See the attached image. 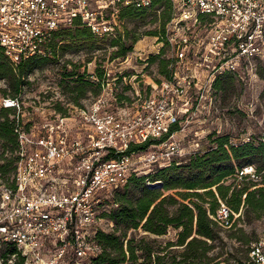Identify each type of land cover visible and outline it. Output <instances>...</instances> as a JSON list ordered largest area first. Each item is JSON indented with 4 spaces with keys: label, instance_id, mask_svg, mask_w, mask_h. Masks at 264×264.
Wrapping results in <instances>:
<instances>
[{
    "label": "built area",
    "instance_id": "built-area-1",
    "mask_svg": "<svg viewBox=\"0 0 264 264\" xmlns=\"http://www.w3.org/2000/svg\"><path fill=\"white\" fill-rule=\"evenodd\" d=\"M152 1L0 0V47L13 66L49 57L54 32L78 22L95 37H108L123 24V10H149ZM168 1L156 50L138 55V64L115 59L126 64L116 73L98 65L100 77L97 69L89 74L101 90L93 100L50 106L33 123L23 120L20 95L2 99V107L16 110L10 119L17 138L12 185L0 186V248L15 249L3 263H92L101 252L95 236L105 222L104 202L114 206L131 176L199 154L186 132L205 110L210 85L264 53V0ZM150 62L157 76L145 74ZM244 176L257 180L251 166L238 172ZM239 215L220 203L212 219L226 230ZM244 264H264V236L250 243Z\"/></svg>",
    "mask_w": 264,
    "mask_h": 264
},
{
    "label": "rangeland",
    "instance_id": "rangeland-1",
    "mask_svg": "<svg viewBox=\"0 0 264 264\" xmlns=\"http://www.w3.org/2000/svg\"><path fill=\"white\" fill-rule=\"evenodd\" d=\"M122 21L123 24H119L115 33L108 37H94L86 27L69 29L73 35L75 30L80 29L87 36L68 38L66 43L68 47L59 54L57 61L32 69L22 80L20 100L24 122L30 119L33 123H40L46 118L45 109H50V106L72 105L71 100L76 93L84 97L83 103L93 100L101 90L98 92L96 86L86 80L88 75L98 68V65L107 64L108 69L116 73L118 70L126 69V64H118L124 57L128 56L131 65L138 64V55L145 58L149 52L153 53L156 50L153 38L160 34L162 22L158 11L143 16H124ZM113 41L116 42L115 45H112ZM120 45H123L127 51L123 56H116L115 53L120 50ZM249 61L250 63L243 62L244 65L236 68L235 71L223 74L216 80L217 82L210 85V91L205 93L207 96V99L203 101L205 110H201L202 113L196 115L194 123L186 132L187 140L193 139L192 143L198 144L197 149L200 156L207 150H216L219 139L227 140L226 149L246 143L255 147L264 144V53L253 59L250 58ZM154 62L152 64L150 62L146 68L145 74L148 76L158 75V68ZM140 69L138 65L136 70L140 71ZM82 74L83 78L80 77ZM10 91L7 81L0 79V107H2V99L11 98L9 97ZM188 141L184 142L185 146ZM1 153L8 160L15 155V152L11 154L7 150L4 151L0 144ZM194 160L195 158H192L191 161ZM191 161H188V158L185 159L183 166L189 165ZM4 163L5 161L0 160V165ZM230 164L233 165L235 171L238 167V160L232 159ZM219 165L223 166L225 163L222 162ZM258 165L260 163H256V166ZM12 166L11 164L7 166L5 172H0V186H8L5 183L7 179H10L9 183L11 182ZM183 166L178 172L183 177H191V172ZM196 172L193 170V173ZM235 175L236 171L219 183L229 187L224 200L219 198L215 187H212L218 205L223 203L231 208L229 203L238 190L249 188L252 191L262 187L260 184L262 178L251 183L247 182V179L235 178ZM204 177H210V173L207 172ZM170 193L172 192L167 194ZM104 206L106 211L100 209V217L102 213L111 214L114 209L118 208L117 204L113 206L108 201L104 202ZM248 211L249 208L244 205V196H241L238 211L240 215L235 219L232 227L217 231L218 238L212 243L213 247L207 253V257L211 260L210 264H242L250 243L264 236V216L261 215L255 219V214H250L251 219L248 220ZM103 219L105 222H101L100 229L104 233L118 235L119 231H115L114 223L107 217ZM109 222H112V228L109 227ZM177 232L169 228L166 235L158 237L138 229L130 231L128 237L135 239L133 246L137 250L139 261L142 260L141 255L145 253L141 248L145 246L151 247L154 255H165L166 259L175 257L178 261L183 259V249L181 247H173L175 250L165 248L168 241L176 240ZM141 238H144L143 242L139 241ZM4 253L6 249L0 248V264H4L2 261ZM5 264L8 263L5 261ZM85 264H92L91 260H87Z\"/></svg>",
    "mask_w": 264,
    "mask_h": 264
},
{
    "label": "trees",
    "instance_id": "trees-1",
    "mask_svg": "<svg viewBox=\"0 0 264 264\" xmlns=\"http://www.w3.org/2000/svg\"><path fill=\"white\" fill-rule=\"evenodd\" d=\"M157 11L162 17L161 32L171 13V4L168 0H153L149 10L131 8L123 10L121 18L131 15L143 16ZM73 27L81 28L85 26L76 22ZM69 29H60L53 33L49 43L51 56L34 57L21 61L15 66L9 63L3 49L0 47V79L7 81L11 90L9 97L15 98L20 95L22 80L32 69L57 61L59 54L68 47L66 44L68 38L87 36L80 29L75 30L73 35ZM92 36L94 35L92 34ZM155 36H158V34ZM115 43L113 41L112 45H115ZM126 51L127 49L120 45V50L115 55L123 56ZM151 60L153 61L154 59ZM159 70L161 73L166 72L165 63L161 62ZM97 74L100 77L101 74L98 73V69ZM89 76L87 80L85 79L86 82L94 84L99 92L100 84L92 82ZM80 77L83 78V74ZM82 99L84 97L76 93L71 103L79 104ZM56 107L62 110L58 105ZM14 113L15 110L12 108L0 107V144L4 151L7 150L11 154L17 150V138L13 131L14 124L10 119V116ZM227 144L226 139H219L216 150H207L202 156L196 154L188 159V161H191L192 158H195L187 166H183L182 162L178 165L172 164L166 168L156 169L146 175L131 176L127 184L114 195L113 202L118 205V208L114 209L111 214L102 213L101 215L114 223L115 231H119V234L97 232L95 240L101 247V252L92 259V263L210 264L211 260L207 257V253L213 247L212 243L218 238L217 231H221V228L212 219L220 205V203L219 205L217 203L212 187H215L219 198L224 200L229 187L219 183L224 178L231 176L235 171V178H238V172L243 168L253 167L257 180L262 178L260 183L262 187L255 188L252 191L249 188L238 190L234 194L231 203H229L231 208L227 207L233 213H238L241 196H244V205L249 208L247 212L248 220L251 219L250 214H255V219L261 215L264 216V144L262 143L260 146L255 147L246 143L238 147L230 146L229 149H226L225 146ZM146 146L147 144L137 147V149L144 150ZM106 158H109V156ZM232 159L238 160V167L235 171L233 165L230 164ZM0 160L5 161L4 164L0 165V172H5L7 166L13 165L12 177L16 167V156L13 155L12 159L8 160L1 153ZM222 162L225 165L220 166L219 164ZM256 163H260V165L256 166ZM182 166L191 172V177L181 176L178 171ZM193 170L197 172L193 173ZM207 172L210 173V177L205 178L204 176ZM240 179H247V182L251 183L257 182V180L252 181L248 176ZM9 180H5V183L11 186L12 184L11 182L9 183ZM154 183L155 185H153ZM196 190L203 191L199 192ZM169 192L172 193L167 194ZM169 228L178 232L176 233V240L168 241L165 248L175 250L173 247H181L183 249V259L176 261L175 257L166 259L165 255H154L151 247L145 246L141 248L145 253L141 255L142 260L139 261L137 250L133 246L135 239L129 238L128 233L141 229L144 233L160 237L166 235ZM139 241L143 242L144 238ZM5 249L6 253L2 254L3 258H5L6 254L15 253V249L10 245L6 246ZM246 258L247 254L244 262ZM189 259L190 261H188ZM14 264H21V260L17 259Z\"/></svg>",
    "mask_w": 264,
    "mask_h": 264
}]
</instances>
